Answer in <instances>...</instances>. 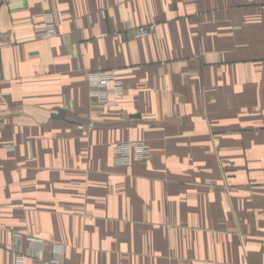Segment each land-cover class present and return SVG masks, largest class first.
<instances>
[{"label": "crops", "instance_id": "1", "mask_svg": "<svg viewBox=\"0 0 264 264\" xmlns=\"http://www.w3.org/2000/svg\"><path fill=\"white\" fill-rule=\"evenodd\" d=\"M0 202V264H264V0H1Z\"/></svg>", "mask_w": 264, "mask_h": 264}, {"label": "built area", "instance_id": "2", "mask_svg": "<svg viewBox=\"0 0 264 264\" xmlns=\"http://www.w3.org/2000/svg\"><path fill=\"white\" fill-rule=\"evenodd\" d=\"M1 2V0H0ZM43 34L44 39H49L55 35V28L52 16H45ZM148 31L140 29L134 35L135 39H140L147 35ZM87 86L89 87V98L102 108H113L124 93V86L114 73L99 71L87 76ZM150 150L146 144L128 142L114 143L111 147V159L113 165L117 167H127L135 162L144 164L150 158ZM1 208V202H0ZM26 256L17 252L14 257V264H25ZM32 264H56L55 262L32 263Z\"/></svg>", "mask_w": 264, "mask_h": 264}]
</instances>
